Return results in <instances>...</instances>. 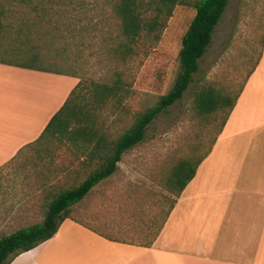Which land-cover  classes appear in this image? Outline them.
<instances>
[{
  "label": "crops",
  "instance_id": "0c3cea01",
  "mask_svg": "<svg viewBox=\"0 0 264 264\" xmlns=\"http://www.w3.org/2000/svg\"><path fill=\"white\" fill-rule=\"evenodd\" d=\"M79 81L0 63V228L28 227L30 182L43 195L61 179L85 178L74 167L87 153L76 158L68 151L75 146L55 149L41 140ZM242 85L179 196L156 191L129 160L134 147L70 208L50 240L10 264H264V44Z\"/></svg>",
  "mask_w": 264,
  "mask_h": 264
},
{
  "label": "rangeland",
  "instance_id": "374dc122",
  "mask_svg": "<svg viewBox=\"0 0 264 264\" xmlns=\"http://www.w3.org/2000/svg\"><path fill=\"white\" fill-rule=\"evenodd\" d=\"M115 1L36 0L23 4L19 0H0V60L21 58L10 54L16 51L37 54L43 67L80 79L101 83L120 77L127 87V98L121 104L108 103L96 112L97 128L113 137L128 130L139 113L170 90L179 70L181 38L195 14L192 8L176 7L159 44L147 55L139 53L122 61L114 52L120 41L118 22L112 12ZM263 40L264 0H228L191 85L179 102L149 125L145 140L135 146L133 157H129L156 185L159 194L166 191L164 180L177 161H186L187 175L194 162L211 151L217 138L222 114L198 117L193 109L196 91L211 85L225 94L237 93L259 57ZM221 147H217L214 156ZM203 172L200 171L198 181ZM80 181L61 179L51 195L75 187ZM30 184L34 190L27 194L24 208L28 220L23 226L41 221L47 207L37 184ZM19 229L14 222L0 228V238Z\"/></svg>",
  "mask_w": 264,
  "mask_h": 264
},
{
  "label": "trees",
  "instance_id": "16d2710c",
  "mask_svg": "<svg viewBox=\"0 0 264 264\" xmlns=\"http://www.w3.org/2000/svg\"><path fill=\"white\" fill-rule=\"evenodd\" d=\"M19 1L29 4L36 0ZM227 6L228 0L115 1L112 12L118 22L120 41L114 52L122 61L139 53L147 55L154 49L161 41L176 7H188L194 10V17L181 38L178 52L179 70L175 81L170 90L152 107L136 116L128 130L113 137L111 134L100 132L97 128L96 112L113 101L121 104L123 99L127 98V87L119 76L110 82L101 83L80 79L67 101L47 124L41 140L47 141L55 149L58 146H75L68 151L76 158L80 154L87 153V159L74 167L76 172H86L85 178L75 187L63 189L53 195H51L53 189L44 191L42 197L47 201V207L41 221L0 238V264H10L17 256L50 240L62 222L70 218V208L80 202L93 187L112 176L117 171V163L120 162L122 155L145 140L147 128L158 115L166 113L168 108L182 99L192 83L193 75L199 70V60L206 54ZM2 31L3 24L0 19V35ZM10 54L22 57L12 61L1 59L0 63L71 75L43 67V62L37 54L16 51ZM260 56L261 51L247 77L255 69ZM26 58L28 61L23 60ZM242 88L243 85L233 95L225 94L211 85H205L194 94L193 109L198 117L207 118L218 113L222 114L217 136L234 108ZM207 154L194 162L193 169L187 175L184 174L185 166L188 167L186 161H177L164 180L165 189L179 196L193 179L196 168Z\"/></svg>",
  "mask_w": 264,
  "mask_h": 264
}]
</instances>
